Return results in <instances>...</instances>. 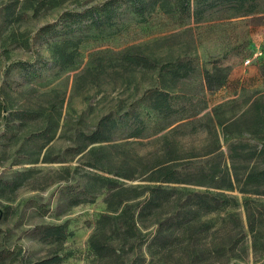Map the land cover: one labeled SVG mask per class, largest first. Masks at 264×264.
<instances>
[{"label": "rangeland", "instance_id": "obj_1", "mask_svg": "<svg viewBox=\"0 0 264 264\" xmlns=\"http://www.w3.org/2000/svg\"><path fill=\"white\" fill-rule=\"evenodd\" d=\"M104 1L69 0L49 10L42 6L37 13L25 11L22 20L14 22V16L22 12L23 0H0V248L14 251L11 260L1 264H25L46 257L52 247L49 241L39 239L41 228L59 224H66L71 236L60 251L67 257L58 264H93L87 241L98 216L106 211L104 195L84 191L85 174L100 172L85 165V152L92 145L82 153H77L76 147L86 143L77 142L79 133L89 134L102 118L114 122L111 139L103 144L110 146L107 150L111 165L106 166L111 168L124 155L146 156L161 148L165 136L177 140L185 150L201 153L209 144L207 132L212 124L224 156L229 143H244L249 148L260 144L254 136L262 128L249 124L254 112H247V108L253 101L264 105V80L258 71L264 57V0H256L257 13L244 17L234 15L229 4L219 0H198L200 8L210 2L215 6L203 9L197 16L193 15L196 0H189L186 14L179 11L178 0H167L171 11L167 13L154 8L138 14L121 3L109 25L95 29L83 21L68 30L64 13L98 7ZM7 6L13 10V17L6 18ZM46 25L60 32H40ZM63 39L78 43L74 63L64 68L55 64L51 56L53 46ZM130 47L155 57L167 69L172 68L170 63L185 64L189 69L180 72L187 75L171 78L166 70L136 68L113 79L107 69L108 75L101 77L98 85L73 91L75 76L101 52ZM214 67L225 68L227 78L218 90L208 92L204 89L203 71ZM156 87L170 92L179 106L203 108L196 116L200 121L175 130L177 122L153 134L159 125L153 126L156 116L148 107L147 92ZM23 108L44 115L11 113ZM49 109L52 123L47 125ZM204 115L211 120L203 119ZM167 119L162 118L161 123ZM219 121L223 125L236 122L223 135ZM45 128H49L46 136L38 137ZM131 132L139 133L131 136ZM44 156L55 161L43 162ZM15 177L20 185L11 192ZM232 194L241 203V194ZM236 211L245 221L241 204ZM212 217H201V221ZM259 234H264V225ZM200 240L206 243L211 237L203 232ZM237 255L240 257L225 264L264 261V253L252 252L251 233L245 227L243 250Z\"/></svg>", "mask_w": 264, "mask_h": 264}, {"label": "trees", "instance_id": "obj_2", "mask_svg": "<svg viewBox=\"0 0 264 264\" xmlns=\"http://www.w3.org/2000/svg\"><path fill=\"white\" fill-rule=\"evenodd\" d=\"M66 1L69 0H23L20 7L22 12L14 16L13 21H21L25 11L37 13L39 7L44 6L49 10ZM219 1L227 2L228 8L236 16H249L259 9L256 0ZM121 3L138 14L154 8L164 13L171 12L167 8V0H105L98 7L66 12L63 18L69 22L68 30L71 29L70 26L83 21L99 29L109 25L118 15L117 9ZM214 6L210 2L200 8L196 0L193 15L197 16L203 9ZM178 8L183 14L189 13V0H178ZM4 10L6 18L13 17V10L9 6ZM54 28L53 25H46L39 31L57 35L60 31ZM27 45L25 39L23 46ZM77 45V41L69 39L56 43L51 51L54 63L62 68L71 66L77 56ZM169 65L172 68L167 69L155 57L134 47L117 52L104 51L75 76L73 91L82 92L87 87L98 85L101 77L108 75L107 69L114 75L113 79L130 74L136 68L151 72L166 70L171 78L187 75L186 72H180L187 71V65ZM258 71L264 80V57ZM226 78L227 71L223 67L204 70V89L214 92L222 87ZM0 91L2 93L1 87ZM147 99L150 111L156 116L153 126L159 125L153 134L168 129L177 122L180 123L174 126L175 130L180 125L200 121V118L196 120V116L203 108L179 106L172 94L161 87L150 88ZM2 108L0 101V113ZM51 111L49 109L46 112L44 120L47 125L52 123ZM250 111L254 115L249 124L262 128L254 136L260 141L259 146L249 148L244 143H229L225 156L220 149L218 132L213 124L207 132L209 144L203 146L201 153L196 149L185 150L177 140L165 136L162 138L161 148L150 151L146 156L135 155L130 158L124 155L115 168L106 166L111 165L107 150L110 146L103 145L111 139L113 121L102 118L89 134L79 133L77 142L86 143L76 147L77 153H82L92 145L85 152V165L100 172L85 174L83 189L86 193L103 194L106 210L98 216L87 241L93 264H144L146 261L147 264H225L240 257L237 252L239 254L243 250L244 227L251 233L252 252L264 253V234H259L264 225V200H260L264 199L263 103L253 101L247 108V112ZM11 113L16 116L25 113L35 114L37 117L39 114L44 115L41 111L28 108ZM162 118L168 119L161 123ZM203 119L211 120L208 115H204ZM235 122L223 125L219 121L223 135L226 128ZM48 131L49 128L42 129L37 135L45 137ZM131 133V136H136L139 132ZM42 161L55 160L44 156ZM16 179L18 177L11 182V192L20 185ZM126 181L140 183L130 184ZM191 187L198 189L193 190ZM233 192L241 194V203ZM240 204L244 210L243 222L236 211ZM222 212L223 216H219ZM211 215L212 218L201 221V217ZM203 232L211 237L209 242L200 240ZM69 236L71 233L67 231L66 224L42 227L39 239L49 241L52 248L46 257L25 264L60 263L67 257L66 254H60V251ZM13 253L14 251L0 248V264L11 260ZM255 264H264V261L256 260Z\"/></svg>", "mask_w": 264, "mask_h": 264}, {"label": "built area", "instance_id": "obj_3", "mask_svg": "<svg viewBox=\"0 0 264 264\" xmlns=\"http://www.w3.org/2000/svg\"><path fill=\"white\" fill-rule=\"evenodd\" d=\"M245 63L248 64L249 63V60H246Z\"/></svg>", "mask_w": 264, "mask_h": 264}]
</instances>
